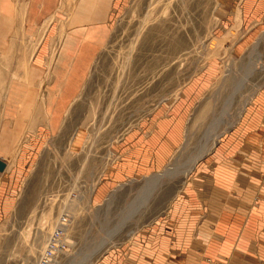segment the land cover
Listing matches in <instances>:
<instances>
[{
	"label": "rangeland",
	"instance_id": "rangeland-1",
	"mask_svg": "<svg viewBox=\"0 0 264 264\" xmlns=\"http://www.w3.org/2000/svg\"><path fill=\"white\" fill-rule=\"evenodd\" d=\"M88 1L59 0L43 27L52 21L65 30L78 5L88 11ZM241 1L126 0L114 6L108 40L55 130L45 87L31 84L41 37L18 32L15 52L23 58L0 56V160L6 164L0 172V264H39L63 218L67 222L50 264L122 263L142 256L148 231L264 86V12L257 25L244 23ZM231 14L236 20H230ZM61 30L51 41V52ZM246 38L247 50L240 55L239 41ZM195 80L203 81L204 91L192 108L183 145L167 167L126 179L95 200L121 160L116 143L155 109L172 106ZM23 97V107L6 103ZM6 125L19 136L15 145L3 144L13 140L2 138ZM247 161H259V156L247 154Z\"/></svg>",
	"mask_w": 264,
	"mask_h": 264
},
{
	"label": "crops",
	"instance_id": "crops-1",
	"mask_svg": "<svg viewBox=\"0 0 264 264\" xmlns=\"http://www.w3.org/2000/svg\"><path fill=\"white\" fill-rule=\"evenodd\" d=\"M58 1L0 0V13L5 16L0 18L1 58H23L15 52L18 32H22L20 37H41L33 54L35 85L31 84L39 89L42 83L46 89L52 130L58 128L65 107H71L84 88L108 40L111 9L123 6L126 0H89L88 11L78 5L74 21L65 30L55 28L52 21L43 27L57 11ZM241 5L244 23L255 26L264 12V0H242ZM229 18L236 20L237 16ZM60 30L62 37L51 52V41ZM239 42L242 55L247 38ZM204 86L203 81L195 80L172 106L155 109L116 143L121 160L95 200H102L108 190L126 179L153 175L167 167L183 145L187 122ZM22 87L29 88L27 82ZM7 100L10 106L26 105L24 97ZM9 126L2 138L13 140H4L6 146L15 145L19 137L12 135ZM219 138H223L220 145L196 167L165 216L148 231L142 256L103 264H204L203 259L215 264H264V86ZM247 154L259 156V161L248 162Z\"/></svg>",
	"mask_w": 264,
	"mask_h": 264
},
{
	"label": "built area",
	"instance_id": "built-area-1",
	"mask_svg": "<svg viewBox=\"0 0 264 264\" xmlns=\"http://www.w3.org/2000/svg\"><path fill=\"white\" fill-rule=\"evenodd\" d=\"M62 222V227H58L56 231L51 235V238L48 243V247L45 250L43 257L41 258L39 264H50L53 257H54V252L56 250V243L61 239L60 237L62 236V232L64 231L63 228L66 225L67 219L63 218L61 220Z\"/></svg>",
	"mask_w": 264,
	"mask_h": 264
},
{
	"label": "bare ground",
	"instance_id": "bare-ground-1",
	"mask_svg": "<svg viewBox=\"0 0 264 264\" xmlns=\"http://www.w3.org/2000/svg\"><path fill=\"white\" fill-rule=\"evenodd\" d=\"M4 17H5L4 14L0 13V18H1V19H4ZM255 51H256V50H255ZM214 144H215V142H213V146H214ZM213 146H212V147H213ZM202 155H203V154H202ZM199 158H200V157H198L197 159H195V160L191 163L190 168L187 169L186 172L184 173L185 176H186L187 174H189V173L193 170L194 165H195V163L197 162V160H198ZM168 174L170 175V173H168ZM171 174H173V173L171 172ZM165 176H166V175H165ZM167 177H168V175H167ZM144 199H145V197L143 196V198L141 199V201H143ZM142 203H143V202H142ZM135 204H136V202H135ZM134 208H135V210L137 209L135 206L133 207V209H134ZM132 211H133V210H132ZM130 214H131V213H130ZM123 217H124V216H123ZM122 225H124V224L122 223ZM119 229H120V228H119ZM116 230H118V229H116ZM118 231H119V230H118ZM120 231H121V229H120ZM117 233H118V232H117ZM115 234H116V233H115ZM115 234H114V235H115ZM112 235H113V234H112ZM104 242H105V241H104ZM108 242H109V241H108ZM108 242H107V243H108ZM104 245H105V244H104ZM104 245H103V246H104ZM100 247H101V246H100ZM98 250H99V249H98ZM92 256H93V255H91L90 258H92ZM85 263H86V262H85Z\"/></svg>",
	"mask_w": 264,
	"mask_h": 264
},
{
	"label": "water",
	"instance_id": "water-1",
	"mask_svg": "<svg viewBox=\"0 0 264 264\" xmlns=\"http://www.w3.org/2000/svg\"><path fill=\"white\" fill-rule=\"evenodd\" d=\"M6 169V164L0 160V172H3Z\"/></svg>",
	"mask_w": 264,
	"mask_h": 264
}]
</instances>
